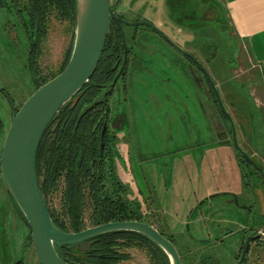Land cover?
Wrapping results in <instances>:
<instances>
[{
	"label": "rangeland",
	"instance_id": "rangeland-1",
	"mask_svg": "<svg viewBox=\"0 0 264 264\" xmlns=\"http://www.w3.org/2000/svg\"><path fill=\"white\" fill-rule=\"evenodd\" d=\"M111 4L130 20H150L204 64L236 122L240 145L264 169V72L234 34L223 1ZM14 8L0 5V86L20 108L37 90L38 74L29 60L32 38L15 16L21 8ZM126 33L132 50L121 87L128 84V98H110L130 117L114 149L117 173L154 226L173 239L183 264H237L250 229L263 231L264 179L234 150L230 124L202 71L149 28ZM72 38L73 26L51 17L40 72L61 68ZM11 122L8 102L0 97V155ZM0 230L9 236L5 264L23 258L24 264H40L33 246L25 248L30 228L11 204L1 174ZM122 252L129 258L120 264H152L146 249L134 245ZM247 264H264V233L251 243Z\"/></svg>",
	"mask_w": 264,
	"mask_h": 264
},
{
	"label": "trees",
	"instance_id": "trees-1",
	"mask_svg": "<svg viewBox=\"0 0 264 264\" xmlns=\"http://www.w3.org/2000/svg\"><path fill=\"white\" fill-rule=\"evenodd\" d=\"M77 1L11 0L8 4V0H0V5H11V10L21 8L15 16L22 31L32 38L29 60L38 74L35 79L37 89L62 73L69 63L75 39ZM51 17L67 20L73 26V38L61 68L57 72L43 74L38 65ZM123 59L122 35L113 21L104 53L90 81L60 109L39 147L37 173L40 188L54 223L64 231L80 232L91 226L124 220L154 225L140 202L131 198L130 187L117 173L115 146L109 145L110 141L107 143L103 135L98 134L92 121L107 114L110 97L118 93L120 81L114 88L112 84L123 66ZM126 73L125 69L121 79ZM109 90L111 92L103 97ZM213 97L221 112L214 92ZM238 156L261 175L252 163ZM261 177L264 179V176ZM158 229L174 243L162 229ZM85 243L83 248L65 245L61 253L73 264H120L129 258L122 251L136 245L146 249L152 264H171L169 256L160 246L134 231L109 232Z\"/></svg>",
	"mask_w": 264,
	"mask_h": 264
},
{
	"label": "water",
	"instance_id": "water-1",
	"mask_svg": "<svg viewBox=\"0 0 264 264\" xmlns=\"http://www.w3.org/2000/svg\"><path fill=\"white\" fill-rule=\"evenodd\" d=\"M113 21L121 29L125 56L123 66L112 87L116 86L125 69L128 57L123 24L148 25L167 39L179 53L190 58L199 67L215 93L221 112L231 126L232 144L235 151L252 163L264 176L263 169L240 145L236 122L227 110L221 92L210 72L196 56L179 47L152 23L148 21L129 22L120 18L115 13L111 0H78L75 39L69 63L62 73L39 87L19 110H16L13 105L12 122L0 156V170L6 191L14 199L29 223L32 244L40 264H73L68 262L61 253L65 245L83 248L86 240L114 231L140 233L160 246L169 256L171 264H183L175 244L157 227L147 222L111 221L88 227L80 232L62 230L54 223L40 188L37 158L43 136L60 109L90 81L104 53ZM110 92L111 90L106 92L103 97ZM98 102L99 100L95 104ZM104 135L105 131L103 139ZM258 238L260 235L247 238L237 264L248 262L251 242Z\"/></svg>",
	"mask_w": 264,
	"mask_h": 264
},
{
	"label": "flooded vegetation",
	"instance_id": "flooded-vegetation-1",
	"mask_svg": "<svg viewBox=\"0 0 264 264\" xmlns=\"http://www.w3.org/2000/svg\"><path fill=\"white\" fill-rule=\"evenodd\" d=\"M112 7L115 11V13L122 19L126 20V21H129V22H136V21H148L150 23H152L154 26H156L153 22H151L150 20L148 19H135V20H130L128 19L126 16H124L123 14H121L120 12L117 11V9H115L114 5L112 4ZM113 23V22H112ZM117 24V23H116ZM118 25V24H117ZM142 26H145L146 28H149L150 30H152L154 33H156L157 35L160 36V38L166 42V44L168 45H171L167 39H165L163 36H161L158 32H156L155 30H153L152 28H150L148 25L144 24V25H139V26H130V25H126V24H123V30H124V33H125V37H126V43H127V49H128V57H127V61H126V66H125V69L126 71L128 72V65H129V62H130V53H131V50H132V46L129 44V40H128V37H127V33H126V29L129 28V27H134V28H139V27H142ZM112 27V26H111ZM119 27V25H118ZM157 27V26H156ZM158 28V27H157ZM120 29V27H119ZM159 29V28H158ZM111 30V29H110ZM120 32H121V29H120ZM163 32V31H162ZM164 33V32H163ZM165 35H167L166 33H164ZM121 35H122V32H121ZM168 36V35H167ZM122 45H123V48H124V56H125V46H124V43H123V36H122ZM172 46V45H171ZM173 47V46H172ZM190 59V58H189ZM188 61H191L192 60L190 59ZM123 63H124V59H123ZM194 63V62H193ZM195 64V63H194ZM196 65V64H195ZM197 66V65H196ZM124 69V71H125ZM126 77V75L124 76V78ZM124 78L121 79V76L120 78L118 79V82H119V87H118V96L119 94H122L123 95V99H122V102L125 100V96H127L128 98V92H127V86H124L126 82H123L124 85H123V89L121 87V80H123ZM117 82V83H118ZM125 87V89H124ZM124 90H126L124 92ZM0 97L3 98V99H6V101L8 102V107L11 111V116L13 117V105L15 107L16 110H19L20 108H16V105L14 103V100L12 98V96L2 87L0 86ZM111 98V97H110ZM120 102V101H119ZM125 102V101H124ZM123 102V103H124ZM109 105H110V108L109 110L107 111V114L105 116H101L100 118L98 119H92L93 123L95 124L94 126V129L98 132V134L101 136L103 135V132L105 131V139L107 140V143L109 142V145H113V146H116V144L118 143L117 139H118V133L119 132H122V130L130 125V117L128 116L129 114L125 111H122L121 110V106L119 104L116 105L115 107V104L111 103V100L110 102H108ZM24 104V103H23ZM119 110V111H118ZM121 110V111H120ZM8 132V131H7ZM6 138V137H5ZM5 141V140H4ZM108 146V145H107ZM1 156V155H0ZM0 174H1V170H0ZM262 175V174H261ZM2 176V175H1ZM263 176V175H262ZM4 183V182H3ZM5 186V185H4ZM245 188H248V187H245ZM6 189V188H5ZM7 192V191H6ZM230 195H233V199L236 200L237 199V194L233 193V192H230ZM7 196L11 202V204L13 205V207L16 209V211L19 213V215L21 216L23 222L29 226V223L28 221L26 220L24 214L21 212L20 208L18 207V205L16 204V202L14 201L13 198H11L9 196V194L7 193ZM237 201V200H236ZM254 223L257 222L256 220H254ZM252 221V222H253ZM264 223V218H263V221ZM263 227V231L262 232H259V231H256V229H250V234L246 235V238L243 240V246L241 248V253L243 251V249L245 248V242L247 240L248 237L250 236H258L260 235V238H258L257 240L255 241H252L251 243H254V242H257V241H260L262 239V234L264 233V225H261ZM30 228V226H29ZM244 234V232H243ZM29 240H23V241H26L27 244H25V248L28 249L30 248V246H33L32 244V237H31V229H30V234H27ZM28 241H30L31 243H29ZM24 244V242H23ZM34 248V247H33ZM5 250H10V247H9V236H7V234L3 231V230H0V264H5L7 263V260H8V256L7 254L4 255L3 252H6ZM250 250H251V246H250ZM27 251H22L21 253L24 254L26 256V253ZM35 252V250H34ZM3 253V254H2ZM20 253V254H21ZM241 253H240V256H241ZM250 253V251H249ZM248 253V255H249ZM36 254V253H35ZM240 256L238 257L237 261L239 260ZM22 257V256H21ZM25 258L21 259V260H17V264H24L25 261H24Z\"/></svg>",
	"mask_w": 264,
	"mask_h": 264
},
{
	"label": "crops",
	"instance_id": "crops-1",
	"mask_svg": "<svg viewBox=\"0 0 264 264\" xmlns=\"http://www.w3.org/2000/svg\"><path fill=\"white\" fill-rule=\"evenodd\" d=\"M234 34L264 72V0H222Z\"/></svg>",
	"mask_w": 264,
	"mask_h": 264
},
{
	"label": "bare ground",
	"instance_id": "bare-ground-1",
	"mask_svg": "<svg viewBox=\"0 0 264 264\" xmlns=\"http://www.w3.org/2000/svg\"><path fill=\"white\" fill-rule=\"evenodd\" d=\"M213 78V77H212Z\"/></svg>",
	"mask_w": 264,
	"mask_h": 264
}]
</instances>
